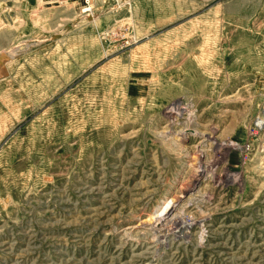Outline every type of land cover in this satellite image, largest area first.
<instances>
[{
  "label": "rangeland",
  "instance_id": "1",
  "mask_svg": "<svg viewBox=\"0 0 264 264\" xmlns=\"http://www.w3.org/2000/svg\"><path fill=\"white\" fill-rule=\"evenodd\" d=\"M1 53L0 264H264V0H0Z\"/></svg>",
  "mask_w": 264,
  "mask_h": 264
},
{
  "label": "bare ground",
  "instance_id": "2",
  "mask_svg": "<svg viewBox=\"0 0 264 264\" xmlns=\"http://www.w3.org/2000/svg\"><path fill=\"white\" fill-rule=\"evenodd\" d=\"M2 67H3V66H2V63H0V72H2L1 70H3ZM1 75H2V74H1ZM170 200H171V199H170ZM164 203H165V202H164ZM163 205H164V206H163ZM167 205H168L167 202H166V204H162V205H161V207H160V208H161V209H160V210H161V213L165 211ZM145 220H147V219H145ZM171 220H172V219H171ZM190 222H191V221H190ZM190 224H191V223H190ZM182 225H183V224H182ZM175 227H176V229H180V228H181V223H180V222H179V223H178V222L175 223ZM182 227H183V226H182ZM158 230H159V229H158ZM167 235H168V234H167ZM167 243H168V242H167Z\"/></svg>",
  "mask_w": 264,
  "mask_h": 264
},
{
  "label": "water",
  "instance_id": "3",
  "mask_svg": "<svg viewBox=\"0 0 264 264\" xmlns=\"http://www.w3.org/2000/svg\"><path fill=\"white\" fill-rule=\"evenodd\" d=\"M7 57H8V56H7L6 53H1V54H0V62H1V60H7V59H8Z\"/></svg>",
  "mask_w": 264,
  "mask_h": 264
}]
</instances>
